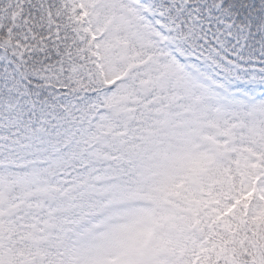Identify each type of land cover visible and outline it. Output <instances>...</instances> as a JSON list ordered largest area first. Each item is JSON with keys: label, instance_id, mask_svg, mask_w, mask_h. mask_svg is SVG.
I'll use <instances>...</instances> for the list:
<instances>
[{"label": "snow or ice", "instance_id": "6c2138e0", "mask_svg": "<svg viewBox=\"0 0 264 264\" xmlns=\"http://www.w3.org/2000/svg\"><path fill=\"white\" fill-rule=\"evenodd\" d=\"M0 264H264V0H0Z\"/></svg>", "mask_w": 264, "mask_h": 264}]
</instances>
